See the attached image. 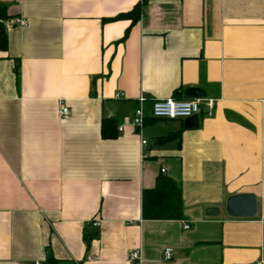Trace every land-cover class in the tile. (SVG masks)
<instances>
[{
    "label": "crops",
    "instance_id": "crops-1",
    "mask_svg": "<svg viewBox=\"0 0 264 264\" xmlns=\"http://www.w3.org/2000/svg\"><path fill=\"white\" fill-rule=\"evenodd\" d=\"M137 1L0 0L28 22H1L0 264H264V0H149L120 40L129 21L104 19ZM188 87L213 100L197 127L149 115ZM160 175L183 219L142 218ZM240 193L254 218L226 213Z\"/></svg>",
    "mask_w": 264,
    "mask_h": 264
},
{
    "label": "trees",
    "instance_id": "trees-1",
    "mask_svg": "<svg viewBox=\"0 0 264 264\" xmlns=\"http://www.w3.org/2000/svg\"><path fill=\"white\" fill-rule=\"evenodd\" d=\"M149 0H138L133 7L112 17L104 20H128L129 24L125 28L120 40H124L128 35L130 27L135 24L141 17L144 7ZM6 6L0 2V48L5 49L6 38L3 31L2 21L8 19ZM107 121H104V124ZM109 124L111 122H108ZM113 127V124H110ZM105 131V130H104ZM166 138V137H164ZM141 216L146 220H179L183 219L182 191L180 186L167 176L160 175L156 178L154 187L142 191ZM88 243V236H85ZM47 260L54 262L51 253L48 254Z\"/></svg>",
    "mask_w": 264,
    "mask_h": 264
},
{
    "label": "built area",
    "instance_id": "built-area-1",
    "mask_svg": "<svg viewBox=\"0 0 264 264\" xmlns=\"http://www.w3.org/2000/svg\"><path fill=\"white\" fill-rule=\"evenodd\" d=\"M6 23L10 26H20L25 27L27 25V20L22 16H14L11 18L6 19ZM117 96H122V94H117ZM145 97L141 95L137 99V105L133 111V114L130 118L129 123L138 131L143 127L144 121L146 119V114L144 111L143 103L145 101ZM203 102L205 106V113L207 115H211L213 110V100L208 99H184V100H178L173 98H165V99H157L152 101L150 109H149V115L152 118H166V119H176V118H185L189 117L194 114H199L202 110L201 103ZM58 116L65 120L68 119L70 116V111L67 106L60 105L58 110ZM118 130L121 131L122 127H118ZM146 140H141V145H145ZM142 157H146V153L142 154ZM161 172H164L163 169H161ZM93 225H97L96 222L93 223ZM185 229L189 227V225L185 224L183 226ZM173 255V250L169 247L165 248L163 251V259L164 260H170ZM128 261L130 262H140L141 261V255L140 252L137 249H132L128 254ZM34 264H41L40 261H35Z\"/></svg>",
    "mask_w": 264,
    "mask_h": 264
},
{
    "label": "water",
    "instance_id": "water-1",
    "mask_svg": "<svg viewBox=\"0 0 264 264\" xmlns=\"http://www.w3.org/2000/svg\"><path fill=\"white\" fill-rule=\"evenodd\" d=\"M184 95L189 98H203L205 92L201 88L188 87L184 91ZM184 126L186 128H194L198 126V115L194 114L184 118ZM225 211L230 217L234 218H254L257 213V200L251 193L233 194L226 198ZM218 209L210 206L205 209L206 216H216Z\"/></svg>",
    "mask_w": 264,
    "mask_h": 264
}]
</instances>
